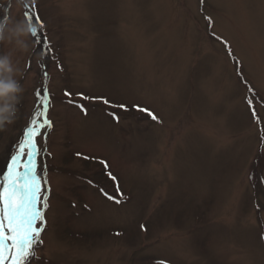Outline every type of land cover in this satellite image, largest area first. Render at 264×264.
<instances>
[{"label": "rangeland", "instance_id": "374dc122", "mask_svg": "<svg viewBox=\"0 0 264 264\" xmlns=\"http://www.w3.org/2000/svg\"><path fill=\"white\" fill-rule=\"evenodd\" d=\"M6 14L47 40H0L24 89L0 180L50 94L31 264H264V0H0Z\"/></svg>", "mask_w": 264, "mask_h": 264}, {"label": "snow or ice", "instance_id": "6c2138e0", "mask_svg": "<svg viewBox=\"0 0 264 264\" xmlns=\"http://www.w3.org/2000/svg\"><path fill=\"white\" fill-rule=\"evenodd\" d=\"M25 17L30 21L35 20L39 24H43L38 16L29 17L25 13ZM31 23V22H30ZM33 37L37 35V28L31 31ZM46 37L41 36L36 41L37 44L46 43ZM31 68V64H28ZM36 97H40L41 92H35ZM44 99L41 101L45 108L43 112H38L37 115L45 116L41 122H37L33 118L30 125L23 133V139L16 144V150L10 154V159L7 163V171L3 174L0 180V264H31V259L35 258L34 247L42 244L40 239L41 234L47 227V220L44 212L48 209V195L50 189L45 187L44 194H41V178L35 174V161L33 157L38 154L37 143L35 137L42 134L44 128H51L52 122L46 118L49 93L47 88L43 90ZM65 96H70L69 92L64 93ZM84 99L99 100L103 104H110V101L103 97H84L83 93H77ZM249 107H252V100L247 101ZM82 112L86 114L87 109L83 105H77ZM121 109H125L126 105H118ZM138 111L147 113L152 120H157L158 117L147 108H141L139 105H133ZM252 115L256 118L255 110ZM112 119L119 122V117L111 114ZM0 154H4V149H0ZM26 155L29 159L21 168V157ZM80 157V152L76 153ZM89 159V157H83ZM105 168L108 167L104 160L99 161ZM108 176L115 181L116 177L108 172ZM264 183V178L261 180ZM43 184L47 185V179L44 178ZM42 202L38 207V203ZM119 202V201H117ZM144 229V225L140 226ZM120 235V233H116Z\"/></svg>", "mask_w": 264, "mask_h": 264}, {"label": "clouds", "instance_id": "9594fccd", "mask_svg": "<svg viewBox=\"0 0 264 264\" xmlns=\"http://www.w3.org/2000/svg\"><path fill=\"white\" fill-rule=\"evenodd\" d=\"M33 28H36V25L26 19L15 20L6 14L0 17V40L4 39L5 31L23 36L27 40ZM27 49L26 45L23 50ZM11 73L7 56H0V129L13 122L20 94L24 91L15 74Z\"/></svg>", "mask_w": 264, "mask_h": 264}, {"label": "trees", "instance_id": "16d2710c", "mask_svg": "<svg viewBox=\"0 0 264 264\" xmlns=\"http://www.w3.org/2000/svg\"><path fill=\"white\" fill-rule=\"evenodd\" d=\"M45 164V163H44ZM45 166H46V164H45ZM47 167V166H46ZM254 182H256V181H254Z\"/></svg>", "mask_w": 264, "mask_h": 264}]
</instances>
